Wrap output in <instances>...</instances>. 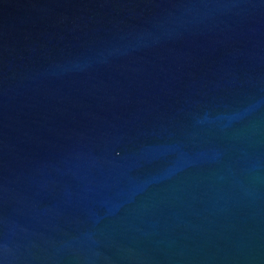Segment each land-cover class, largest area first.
<instances>
[{"label":"water","instance_id":"1","mask_svg":"<svg viewBox=\"0 0 264 264\" xmlns=\"http://www.w3.org/2000/svg\"><path fill=\"white\" fill-rule=\"evenodd\" d=\"M0 264H264V0H0Z\"/></svg>","mask_w":264,"mask_h":264}]
</instances>
